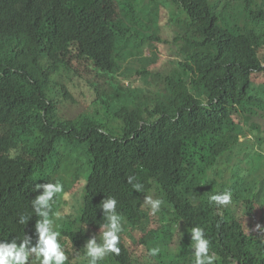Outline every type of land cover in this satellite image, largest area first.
Instances as JSON below:
<instances>
[{"label":"trees","instance_id":"1","mask_svg":"<svg viewBox=\"0 0 264 264\" xmlns=\"http://www.w3.org/2000/svg\"><path fill=\"white\" fill-rule=\"evenodd\" d=\"M145 1L0 0V242L26 234L35 246L36 186L60 183L50 219L65 264H80L72 251L92 237L103 243L106 198L123 227L120 254H108L115 264H195L194 227L216 264H264V135L254 121L264 111V0ZM237 3L241 31L220 13ZM129 45L143 52L132 73ZM180 73L195 79L183 92ZM147 77L164 91L132 109V85ZM81 88L101 113L63 118L59 98L75 101ZM246 133L256 141L253 180L230 160ZM228 190L229 205L209 203ZM152 195L163 202L155 214L144 204Z\"/></svg>","mask_w":264,"mask_h":264},{"label":"clouds","instance_id":"2","mask_svg":"<svg viewBox=\"0 0 264 264\" xmlns=\"http://www.w3.org/2000/svg\"><path fill=\"white\" fill-rule=\"evenodd\" d=\"M52 174H56L55 171ZM74 174V172H73ZM133 178L128 179V183H132ZM133 187L139 191L142 188L140 184H134ZM43 189L42 194L36 196L31 201L32 209L36 216L40 217L35 224V236L37 237L35 246H32V238L25 234L24 238L17 242V238H13L11 242H0V264H65L68 256L59 243L58 238L61 233L54 230V222L50 219L51 202L56 199L57 193L63 192V185L60 183H47L37 185L36 190ZM232 201L231 190L212 195L209 203H215L220 206H227ZM144 204L151 208L150 214H155L160 209L162 201L152 199L151 196H145ZM117 200L115 198H106L100 204V210L103 212L105 223L101 225L103 229V243L98 244L96 237H92L85 243L86 257L88 264H97L98 260H103L106 254L119 255L121 252L118 246L121 240V232L123 227L121 217L116 212ZM57 216L59 213L56 214ZM20 224L26 223V217L20 216ZM262 228L257 226L256 231ZM191 241L194 242L195 264H216L219 257L215 253H210L211 241L205 238L204 229L202 227H194L190 231ZM159 248L149 250V255L155 257L159 254Z\"/></svg>","mask_w":264,"mask_h":264},{"label":"rangeland","instance_id":"3","mask_svg":"<svg viewBox=\"0 0 264 264\" xmlns=\"http://www.w3.org/2000/svg\"><path fill=\"white\" fill-rule=\"evenodd\" d=\"M146 6L147 8L150 6L149 2L150 0H146ZM239 6L235 8H230V7H223L224 9L220 10V13L222 15V22L224 25H227L229 28L233 29L234 31H241L242 30V25L244 21V9L241 7L242 3H237ZM219 12V11H218ZM161 23V22H160ZM172 27H169L167 25V22L164 23L165 28L169 27L170 29L172 28L173 30H178L177 24L175 21L171 22ZM222 23L221 25L224 26ZM157 25V24H156ZM158 34L159 31H158ZM168 54L165 55V59L168 61L170 64V60L173 58L172 57V52L175 51L174 46L167 48ZM125 52H129L130 55H128V61L133 65V70L129 73H132L133 71H136L137 69L141 68V64H135V61L137 57L143 54V52L136 50L135 48L132 47V45H129L125 47ZM149 55V50L144 52L143 56ZM171 66V64H170ZM181 80H184V84L181 87V92H183L184 87L191 88L192 80H195L193 77H188L186 73H180V75L175 78V82H179ZM82 86H86L85 83H81ZM164 81L161 78H142L138 79L133 85H132V90H131V96L126 103L131 105L132 109H144V105L151 102L152 97H154L156 94L163 92L164 91ZM199 88V86H198ZM197 88V89H198ZM172 90V86H171ZM71 96L75 97V101H71V98L66 97V101H62L63 97L61 96L59 98V102H65V105H60V110H61V116L66 119H71V118H76L79 117L80 115L87 114L91 115L93 113H101V109L96 106L94 107L91 104V99H90V93L85 91V89L81 88L79 90H73L70 92ZM59 95V93H55L54 96ZM202 100H205V98H202ZM75 110V111H74ZM256 123L261 125L263 132L261 134L264 135V111L261 113V116L257 117L254 119ZM250 129V127H247ZM240 142H244L242 147L239 149H233V153L230 156V160L232 162L231 165L234 166L236 171L240 173L241 175H244L246 179H251L254 178V176L257 175V168H255L257 162V155L252 154L251 151H257V148H254L256 146V141L253 139V136L249 133H246V137L239 139ZM75 150V149H74ZM234 162V163H233ZM233 168V167H232ZM253 180V179H251ZM251 180H248L251 181ZM152 199H159L161 200L158 196H151ZM162 201V200H161ZM163 205V202L161 206ZM161 206L158 211H161ZM70 210V209H68ZM71 212V210H70ZM69 212V213H70ZM130 245L132 243H129ZM137 246V245H135ZM71 249V248H70ZM141 249V248H140ZM74 256L77 257L79 260L80 264L85 263L88 264V258L86 257V251L84 253H79L72 251ZM143 252V250H142ZM31 264V260H30ZM99 264H115L113 261L110 260L108 254L104 257L103 260H100Z\"/></svg>","mask_w":264,"mask_h":264},{"label":"bare ground","instance_id":"4","mask_svg":"<svg viewBox=\"0 0 264 264\" xmlns=\"http://www.w3.org/2000/svg\"><path fill=\"white\" fill-rule=\"evenodd\" d=\"M67 11V10H66ZM20 15V14H19ZM177 15V14H176ZM253 24V23H252ZM86 26V25H85ZM28 30V29H27ZM83 30V29H82ZM84 31V30H83ZM25 36V35H24ZM252 39V38H251ZM35 40V39H34ZM137 42V41H136ZM159 42V41H158ZM208 57V56H207ZM212 57H213V55H212ZM132 85V84H131ZM53 103V102H52ZM11 109V108H10ZM75 111V110H74ZM24 113V112H23ZM24 116H26V115H24ZM52 117H53V115H52ZM234 163V162H233ZM22 173V172H21ZM136 184V183H135ZM233 189V188H232ZM76 192V191H75ZM140 196V195H139ZM255 197V196H254ZM75 204V203H74ZM163 220V219H162ZM142 246V245H141ZM150 260V259H149ZM138 261V260H137Z\"/></svg>","mask_w":264,"mask_h":264},{"label":"water","instance_id":"5","mask_svg":"<svg viewBox=\"0 0 264 264\" xmlns=\"http://www.w3.org/2000/svg\"><path fill=\"white\" fill-rule=\"evenodd\" d=\"M51 66V64H47V67Z\"/></svg>","mask_w":264,"mask_h":264}]
</instances>
